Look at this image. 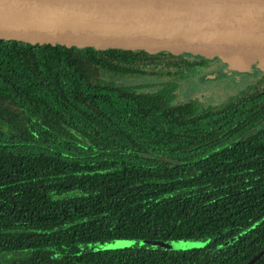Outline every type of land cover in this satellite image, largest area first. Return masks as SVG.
Wrapping results in <instances>:
<instances>
[{
    "label": "trees",
    "instance_id": "16d2710c",
    "mask_svg": "<svg viewBox=\"0 0 264 264\" xmlns=\"http://www.w3.org/2000/svg\"><path fill=\"white\" fill-rule=\"evenodd\" d=\"M205 66L0 40V264H246L264 250V72L223 103L177 102Z\"/></svg>",
    "mask_w": 264,
    "mask_h": 264
},
{
    "label": "water",
    "instance_id": "95a60500",
    "mask_svg": "<svg viewBox=\"0 0 264 264\" xmlns=\"http://www.w3.org/2000/svg\"><path fill=\"white\" fill-rule=\"evenodd\" d=\"M0 40L186 54L217 59L227 73L264 72V0H0Z\"/></svg>",
    "mask_w": 264,
    "mask_h": 264
},
{
    "label": "rangeland",
    "instance_id": "374dc122",
    "mask_svg": "<svg viewBox=\"0 0 264 264\" xmlns=\"http://www.w3.org/2000/svg\"><path fill=\"white\" fill-rule=\"evenodd\" d=\"M252 67V66H251ZM243 70V71H233L227 73L226 67L224 69H219L217 72L212 73L208 76V73L214 71L211 70L208 72H200L198 75H192L182 83L180 89L181 95L176 99L177 102L185 101L192 97L201 96L202 101L206 105L223 103L226 100L233 97L235 94L242 91L244 86L248 84L245 83V80H249L250 76L257 75L256 70L252 68ZM241 79L240 82L235 79ZM118 81L131 85H146L155 83L156 80L142 78L134 80H125L120 78ZM150 90H154L153 88ZM210 240H191V241H173V242H162V241H136V240H118L113 242H108L104 244H98L94 246H89L93 250H114V249H161L164 251H186L192 249H200L205 247ZM117 242L123 243L122 247H108L109 245H115ZM188 245H201L200 247H188Z\"/></svg>",
    "mask_w": 264,
    "mask_h": 264
},
{
    "label": "flooded vegetation",
    "instance_id": "af4514ba",
    "mask_svg": "<svg viewBox=\"0 0 264 264\" xmlns=\"http://www.w3.org/2000/svg\"><path fill=\"white\" fill-rule=\"evenodd\" d=\"M196 59H197L198 62L206 64V66L204 68H202L201 70H205V71L208 70V72L211 71V70H214V71L208 73V76L211 75L212 73L217 72L219 69H224L225 68V65H223L221 62H219L217 59H209V60H203V61L199 60L197 57H196ZM205 71H203V72H205ZM257 77H256V75L255 76L253 75V76L248 77V78H250L249 80H247V78L244 79L245 83L248 84V85L244 86L242 88V91H240L239 93L235 94L233 97L241 94L244 91L247 92V89H249L251 87L250 85L254 82V80ZM241 79L243 80V78H240V79H235V81L238 80L240 82ZM259 89H261V88H259ZM217 104H219V103L210 104V105H217Z\"/></svg>",
    "mask_w": 264,
    "mask_h": 264
},
{
    "label": "snow or ice",
    "instance_id": "6c2138e0",
    "mask_svg": "<svg viewBox=\"0 0 264 264\" xmlns=\"http://www.w3.org/2000/svg\"><path fill=\"white\" fill-rule=\"evenodd\" d=\"M124 246L123 243L117 242L115 245H109L108 247H122ZM201 245H188V247H200Z\"/></svg>",
    "mask_w": 264,
    "mask_h": 264
}]
</instances>
